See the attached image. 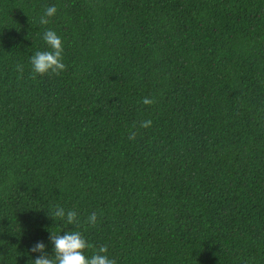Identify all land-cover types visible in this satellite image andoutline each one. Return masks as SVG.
<instances>
[{
	"label": "trees",
	"instance_id": "obj_1",
	"mask_svg": "<svg viewBox=\"0 0 264 264\" xmlns=\"http://www.w3.org/2000/svg\"><path fill=\"white\" fill-rule=\"evenodd\" d=\"M48 29L66 70L33 79ZM75 230L116 264H264V0H0V264Z\"/></svg>",
	"mask_w": 264,
	"mask_h": 264
},
{
	"label": "clouds",
	"instance_id": "obj_2",
	"mask_svg": "<svg viewBox=\"0 0 264 264\" xmlns=\"http://www.w3.org/2000/svg\"><path fill=\"white\" fill-rule=\"evenodd\" d=\"M57 12L55 6H48L44 10L43 15L39 19L41 25H47L51 21L49 18L53 17ZM48 51H37L31 58L32 78L35 79L37 75L45 76L48 74L59 75L66 70V65L63 61V44L61 38L53 30H46L43 34ZM17 71L23 72V66L17 65ZM156 101L154 99L145 97L141 101L144 105H153ZM152 126L151 120H144L139 122V127L143 129ZM136 128V125H133ZM136 132H130V139H135ZM49 215V214H48ZM51 219L65 220L69 225H79L77 212L68 210L57 206L55 211L49 215ZM87 223L95 226L97 223V214L93 212L88 218ZM50 242L54 246L53 254L50 256L46 251V246L43 242H37L29 250L31 253H39V256L30 261V264H116L115 259H110L107 255L108 246H100L96 249L91 257L85 255L86 250L90 248L88 241L85 239L80 231L64 232V234L50 235Z\"/></svg>",
	"mask_w": 264,
	"mask_h": 264
}]
</instances>
